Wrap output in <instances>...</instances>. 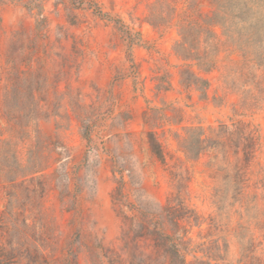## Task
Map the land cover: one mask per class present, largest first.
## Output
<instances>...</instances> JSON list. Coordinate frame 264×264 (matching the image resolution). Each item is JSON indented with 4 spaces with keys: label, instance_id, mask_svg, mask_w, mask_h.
I'll use <instances>...</instances> for the list:
<instances>
[{
    "label": "rangeland",
    "instance_id": "1",
    "mask_svg": "<svg viewBox=\"0 0 264 264\" xmlns=\"http://www.w3.org/2000/svg\"><path fill=\"white\" fill-rule=\"evenodd\" d=\"M167 2L162 21L158 0H0V264H166L137 232L166 205L187 263L264 264V64L224 46L198 71L178 23L214 5ZM188 65L207 85L181 83ZM199 130L219 144L188 158Z\"/></svg>",
    "mask_w": 264,
    "mask_h": 264
},
{
    "label": "trees",
    "instance_id": "2",
    "mask_svg": "<svg viewBox=\"0 0 264 264\" xmlns=\"http://www.w3.org/2000/svg\"><path fill=\"white\" fill-rule=\"evenodd\" d=\"M163 3L166 18H171L176 9L167 0H158ZM214 5L211 15H203L194 6L189 7V11L184 13L178 23L179 40L174 45L175 54L184 61L194 62L198 71L209 72L215 68V57L221 51V47H233L232 51H237L242 55L240 70L248 67L250 63L256 66L264 64V17L260 13L257 0H210ZM79 3H82L79 1ZM220 27L225 41L218 40V35L214 28ZM251 54L253 57H250ZM181 83L190 86L195 85L202 88L208 81L200 76L198 72L188 65L180 71ZM237 137L235 146L241 148L243 160L249 162L255 156L257 149V136L254 130L245 129L248 125L238 122ZM202 132L190 133L183 140V150L186 157L196 159L200 153L207 148L216 147L219 142L210 138H202ZM151 150L157 157L164 161L161 145L156 139L155 133H147ZM118 189L114 194H117ZM169 201V200H168ZM166 211L163 217L161 213L158 217L145 216L144 221L137 230L139 236H143L151 241L156 248L157 255L164 258L166 264H196L200 262L194 260L187 263L186 247L181 236L176 235L170 229L177 227L180 214L174 213L170 206L162 208ZM174 211V212H173ZM218 256V253L215 255Z\"/></svg>",
    "mask_w": 264,
    "mask_h": 264
}]
</instances>
